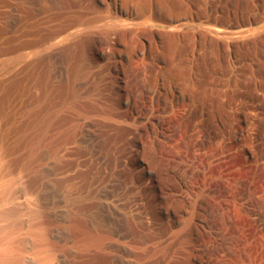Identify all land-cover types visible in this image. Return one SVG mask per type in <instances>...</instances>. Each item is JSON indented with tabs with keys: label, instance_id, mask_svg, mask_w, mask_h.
I'll use <instances>...</instances> for the list:
<instances>
[{
	"label": "rangeland",
	"instance_id": "374dc122",
	"mask_svg": "<svg viewBox=\"0 0 264 264\" xmlns=\"http://www.w3.org/2000/svg\"><path fill=\"white\" fill-rule=\"evenodd\" d=\"M0 186L29 264H264V0H0Z\"/></svg>",
	"mask_w": 264,
	"mask_h": 264
},
{
	"label": "bare ground",
	"instance_id": "6f19581e",
	"mask_svg": "<svg viewBox=\"0 0 264 264\" xmlns=\"http://www.w3.org/2000/svg\"><path fill=\"white\" fill-rule=\"evenodd\" d=\"M4 199L0 186V207L3 205ZM11 222L12 214L9 211H2L0 209V264H29L25 257L26 254L21 255L20 247L14 236V230L9 226ZM41 264L47 263L42 261Z\"/></svg>",
	"mask_w": 264,
	"mask_h": 264
}]
</instances>
